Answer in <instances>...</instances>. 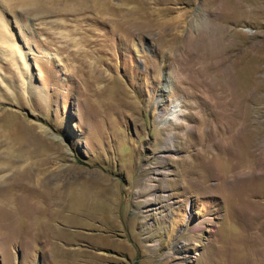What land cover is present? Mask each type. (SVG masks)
Wrapping results in <instances>:
<instances>
[{
	"label": "rangeland",
	"instance_id": "374dc122",
	"mask_svg": "<svg viewBox=\"0 0 264 264\" xmlns=\"http://www.w3.org/2000/svg\"><path fill=\"white\" fill-rule=\"evenodd\" d=\"M0 16V264H264V0Z\"/></svg>",
	"mask_w": 264,
	"mask_h": 264
},
{
	"label": "bare ground",
	"instance_id": "6f19581e",
	"mask_svg": "<svg viewBox=\"0 0 264 264\" xmlns=\"http://www.w3.org/2000/svg\"><path fill=\"white\" fill-rule=\"evenodd\" d=\"M23 1H26V0H23ZM28 1V0H27ZM33 1L34 3H37V0H31ZM26 3V2H25ZM37 6V4H36ZM33 9V8H32ZM31 9V10H32ZM145 10V13L142 15L143 18H147V8H144ZM34 11V10H33ZM1 17V16H0ZM6 30V26L5 24L3 23V20L0 18V47H6L7 50H12V48L14 49L15 48V43L13 44L10 39H9V36L7 35L6 32H4ZM125 32V31H124ZM130 33V32H129ZM5 49V48H4ZM19 50V49H18ZM16 54V53H14ZM30 146V145H29ZM28 146V147H29ZM19 148L18 149V152H17V157L15 159L12 160V162L14 164H17L19 165L17 171L15 172V177L18 179V181H20L19 183H21V186H22V183H23V180L25 179H35L34 181L36 182L37 184V189H39V191H42V188L44 190H46L47 187H45L44 185V182L47 181V171H46V168H44V165L42 164H38V162H35V151L34 150H31L30 148L31 147H27V146H22V145H19L18 146ZM33 149V148H32ZM37 157V156H36ZM45 162V161H44ZM42 163V161H41ZM26 165L25 167L23 165ZM43 164H46V163H43ZM48 164V163H47ZM46 164V165H47ZM49 175V174H48ZM61 176V175H60ZM58 178V177H56ZM50 180V179H49ZM27 181V180H26ZM54 181V180H53ZM56 181V180H55ZM59 181V179H58ZM52 182V191H51V196L52 198H50L51 201H55V193H58L59 195V191L60 190H57L60 188V181L58 182ZM58 182V183H57ZM31 183V182H29ZM49 183V182H48ZM51 183V182H50ZM47 184V183H46ZM32 185V184H31ZM49 186V185H48ZM35 187V185H34ZM23 188V187H22ZM26 188H24L25 190ZM43 190V191H44ZM48 190V188H47ZM51 190V189H50ZM48 190V191H50ZM57 190V191H56ZM56 191V192H55ZM46 192V191H45ZM61 192V191H60ZM66 194V193H65ZM49 195H50V192H49ZM49 195L46 194V196H48L49 198ZM45 197V196H44ZM63 197V196H62ZM46 198V197H45ZM44 198V199H45ZM66 198V197H65ZM63 201V200H62ZM63 209V208H62ZM56 211V210H55ZM58 211V210H57ZM55 213V212H54ZM54 219V218H53Z\"/></svg>",
	"mask_w": 264,
	"mask_h": 264
}]
</instances>
